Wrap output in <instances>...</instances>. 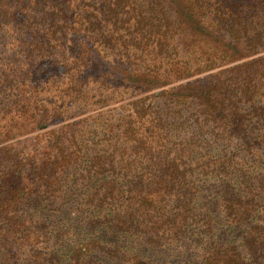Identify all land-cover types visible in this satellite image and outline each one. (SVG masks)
<instances>
[{
    "label": "trees",
    "instance_id": "trees-1",
    "mask_svg": "<svg viewBox=\"0 0 264 264\" xmlns=\"http://www.w3.org/2000/svg\"><path fill=\"white\" fill-rule=\"evenodd\" d=\"M172 1L0 0V33L11 45L10 55L0 57V135L25 113L35 114L34 128L52 123L57 108L40 107L38 97L50 90L59 67L72 85L71 107H83L89 82L119 68L103 66L100 45H118L123 61L146 74L166 67L163 83L213 69L199 83L160 90L163 104L152 95L134 100L133 112L118 119L125 134L117 148L122 172L107 164L108 149L78 147L75 133L50 137L44 151L27 156L1 147L0 262L24 245L33 264H159L148 250L179 241L196 222L213 229L219 206L239 242L214 233L189 264H264V0H176L175 9ZM196 33L232 46L207 48L197 69L188 59L175 66L164 50L179 47L178 34ZM78 168L86 171L68 180ZM199 175L221 183L219 204H199ZM71 180L86 189L89 236L68 224L56 235L67 244L64 233L71 231L68 250L44 248L49 240L40 205L54 204ZM69 185L72 195L77 188Z\"/></svg>",
    "mask_w": 264,
    "mask_h": 264
},
{
    "label": "rangeland",
    "instance_id": "rangeland-1",
    "mask_svg": "<svg viewBox=\"0 0 264 264\" xmlns=\"http://www.w3.org/2000/svg\"><path fill=\"white\" fill-rule=\"evenodd\" d=\"M180 5V2L177 1L176 3V0L171 2L173 9L180 7ZM194 37L178 34L176 43H178L179 47H174V49L166 48L164 50V54H171V57L175 58L172 62L175 66L183 65L185 60L188 59L195 69H197L198 63L202 61V54L207 48L213 53L220 52L222 48L232 46L225 39L218 38L217 43L213 44L214 41L210 42L206 40L199 33H196ZM180 42L182 43L181 45ZM7 43L8 41L0 33V57L10 55L11 45H7ZM118 47V45L111 48L103 45L98 47L101 61L98 57L96 60L102 62L105 67L115 65L119 68L116 71L113 70L110 76L105 80L102 79L98 84L89 82L90 84L86 86V90L89 91L86 94L88 101L83 104V107H71L72 101L68 94L70 93L72 85L69 82V77L65 70L62 72V68L59 67L56 69L52 80L53 83L51 84L52 87L49 91H45L38 97L40 99L42 98L40 107L50 106L51 108H57L58 112L51 118L52 123L47 128H34L32 122L35 114L25 113L18 119L19 122L16 124V127L8 129L10 132L8 131L0 135V148L12 145L14 147L13 151L19 153V156H27L28 152H33L36 148H41L40 151H44L45 146L49 143L50 137L54 139L55 137H62L66 132L68 134L75 133L76 138L79 140L78 147L99 150L100 153L103 152V149H108L110 157L107 164L110 163L111 168L116 173L125 170V160L117 149L119 142L125 139L124 129L118 126L120 122L118 119H121L122 115L128 116L133 112L134 100L152 95V97H155L154 99L157 104H163V96L161 97L157 94L160 90L172 88L181 82L194 80L196 83H199L198 80L213 71V69L200 73L194 72L171 83H163L164 68L166 67L160 68L158 75H155L156 71L152 69L150 70V74H146L145 72L147 71L142 70L144 67L141 68L139 64H134L133 66L127 65L123 61L124 55L121 53V48ZM134 50V47L130 48L131 52H136L138 55V52ZM161 54L163 52L156 53V55ZM106 63L109 64L106 65ZM139 71L145 74L141 76ZM139 76L141 78L137 79ZM36 113L40 114L38 110H36ZM31 115L33 116L31 117ZM6 120L8 119L1 120V124L5 125L7 122L4 121ZM112 121L116 122V124L111 123ZM64 136L68 137V135ZM63 144L68 145V142L65 141ZM78 169L79 171H72L68 180L72 179L74 175L75 177H81L82 172L80 171H86L83 168ZM200 176H198L199 180L197 181L198 187L201 188L198 200L199 204L205 206H212L215 202L219 204L218 200L221 198L219 194L222 190L221 183L211 178L208 179V176ZM69 184L73 185V188H77L73 190L72 195L69 193V189H71ZM63 186V189L59 192L60 197L54 204H51L48 200H44L40 208L43 211V219L47 232L45 239L47 241L45 243L49 240L48 244H44L43 247L58 246L62 250L67 251L68 244L74 240V235L71 234V231L64 233L67 237L66 242L69 241L66 244L65 241L61 242L58 239L56 240L57 230L61 226L66 227L68 224L75 225L76 227L80 225V232L85 234L89 227L87 224L89 220L84 216V213L86 211L85 207L89 205L85 204L86 189L83 187V184L74 185V182L71 180L65 182ZM56 194L55 192L54 195ZM47 197L48 194L45 195V198ZM34 208L36 206L30 205L26 209L32 212ZM220 209L221 207L219 208V206L216 208L218 214H215V221L212 222L213 229H209L207 224L203 225L207 227L205 228L200 227V223H193L187 230L185 236L179 241L172 243L164 242L154 249L148 250L150 258L159 264H189L193 259H200L202 253L205 251L204 248L212 242L213 238H211V235L214 233L224 240L229 239V242H239L240 239L236 237L238 230L234 226L230 227L225 214ZM68 212H70L69 215ZM64 216L67 217L64 219ZM62 230L64 231L66 229L63 228ZM85 235L89 236L88 234ZM54 242L56 245H54ZM22 246V251L20 250L16 254L12 253L11 255L14 256L10 259L8 258L6 263L0 262V264H33L34 262L30 259V254H26L24 245ZM13 251H15V248ZM46 264H49V262Z\"/></svg>",
    "mask_w": 264,
    "mask_h": 264
}]
</instances>
